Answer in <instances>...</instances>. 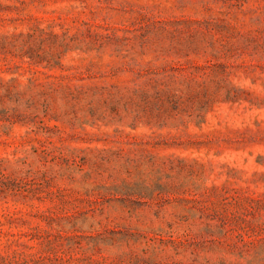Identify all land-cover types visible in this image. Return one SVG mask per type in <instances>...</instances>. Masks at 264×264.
I'll return each mask as SVG.
<instances>
[{
	"label": "rangeland",
	"instance_id": "rangeland-1",
	"mask_svg": "<svg viewBox=\"0 0 264 264\" xmlns=\"http://www.w3.org/2000/svg\"><path fill=\"white\" fill-rule=\"evenodd\" d=\"M0 264H264V0H0Z\"/></svg>",
	"mask_w": 264,
	"mask_h": 264
}]
</instances>
